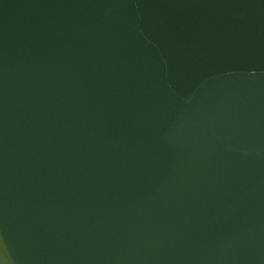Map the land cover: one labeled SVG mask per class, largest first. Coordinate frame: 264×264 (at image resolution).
I'll list each match as a JSON object with an SVG mask.
<instances>
[{"label":"water","instance_id":"obj_1","mask_svg":"<svg viewBox=\"0 0 264 264\" xmlns=\"http://www.w3.org/2000/svg\"><path fill=\"white\" fill-rule=\"evenodd\" d=\"M0 264H264V0H0Z\"/></svg>","mask_w":264,"mask_h":264}]
</instances>
